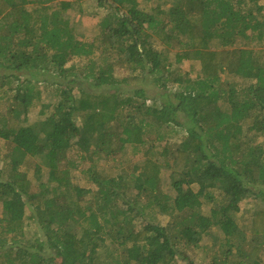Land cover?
<instances>
[{
    "label": "trees",
    "instance_id": "1",
    "mask_svg": "<svg viewBox=\"0 0 264 264\" xmlns=\"http://www.w3.org/2000/svg\"><path fill=\"white\" fill-rule=\"evenodd\" d=\"M54 1L0 0V79L17 102L14 123L0 125L10 146L0 264H201L191 250L206 236L214 247L202 264H264V204L250 234L236 219L247 197L264 203V0H100L107 13L92 41L67 13L80 0ZM88 56L80 72L74 59ZM185 60L200 62L199 76ZM42 85L56 99L42 113L53 110L25 124ZM165 126L184 134L172 140ZM76 135L96 207L73 179ZM130 145L144 159L124 168ZM31 159L33 176L20 168ZM31 224L44 238L29 236Z\"/></svg>",
    "mask_w": 264,
    "mask_h": 264
},
{
    "label": "rangeland",
    "instance_id": "2",
    "mask_svg": "<svg viewBox=\"0 0 264 264\" xmlns=\"http://www.w3.org/2000/svg\"><path fill=\"white\" fill-rule=\"evenodd\" d=\"M60 0H55L54 2H57ZM75 1V0H72ZM100 0H80L77 4H80L72 7L67 10V13L71 16L73 20H75V23L78 22L79 32L83 34V38L85 40L92 41L96 37V35L99 33L100 29V21L103 17H105L107 13V9L99 5ZM264 2V1H263ZM156 4V2L153 0L148 5L144 7H149ZM144 5V4H143ZM30 6V5H29ZM90 57H76L74 59V63L77 66V69L81 70L85 68L86 64L88 63V60ZM73 64L71 61L69 65ZM115 69V74L118 76H126L129 71L126 68V65H120L118 64ZM181 67L183 71H189L192 77H197L200 75V62L199 61H190L185 60L183 63H181ZM0 73L3 74L4 70L0 67ZM240 78L236 75H232L231 80H239ZM80 80H85V77L81 76ZM90 81H85V83L89 84ZM15 84H17V81H14ZM3 84V85H1ZM77 84V83H76ZM13 83L9 82L7 79H0V125L3 121H8L10 124H13L14 121L12 119V112L10 110V106L13 103H17L14 101V95L16 93V90L13 89ZM43 90L40 97H36L34 104H32L29 108V110L25 113L21 114V118L18 119L21 122L25 124H33L37 125L40 120L46 117L47 112L50 114V112L53 110V106L48 109V111L45 113H42V111L45 109L43 107V104L55 102V97L52 95L51 87H48L46 85H42ZM77 92V89H75ZM22 110V105L19 106ZM83 120L82 117L78 115L77 117V124L82 125ZM166 130L169 131L170 138L175 141H179L184 134V131L180 129V127H171V126H165ZM77 139H79V136L76 135L74 137V141L72 144V147L68 151V155L71 159L76 160L80 163L79 168H73V179L76 183L89 187L92 189L91 192H88L85 194V197L82 198V201L84 204H92L96 207V197H95V184H93L87 177L86 173L84 172V169L87 168L89 165V159L88 160H82L81 159V148L78 146ZM6 140L3 137H0V168L3 167L4 161L7 162V160H3L6 153H8L10 146L6 144ZM161 149V143H159V146L157 147V150ZM158 154V151H157ZM144 159V154L142 152L136 153L132 145H130L127 149L126 154H124L120 161L124 162V168H128L131 164L134 162H142ZM34 160L31 159L26 164H23L20 168L21 170H27L30 176H33L34 174ZM103 163V162H102ZM111 163H115L114 160L111 161ZM44 174H43V180H46V172L47 169L43 168ZM169 170L165 169L164 173V180H163V187L166 191L173 194L175 192V189L172 187L171 179L169 177ZM133 193L135 194L136 191L134 190ZM131 193L132 195H134ZM217 196L219 197L218 191L215 192ZM147 198L142 197L140 199V202L146 201ZM204 201V210L206 213L210 211L212 203L208 202L207 200L203 199ZM264 203H262L261 198H255L253 196H249L246 199L242 201L243 210L238 212L236 214V219L240 225V227L244 230H246L249 234L251 231V225H252V217L254 211L262 206ZM2 214V203L0 202V216ZM169 217L165 214H162L160 211L158 214H155V220L165 224L168 221ZM29 222V220H27ZM36 226L31 224L28 227V234L30 237H33V234L36 235ZM216 234L218 236L222 235V232L218 229L216 231ZM36 236H40L39 238H44L43 232L39 230L38 234ZM37 242V241H36ZM203 246L191 250L192 255L194 256L195 260L197 262L205 263L206 261L209 262L210 260V253L213 250L214 247V241L212 237H207L204 239Z\"/></svg>",
    "mask_w": 264,
    "mask_h": 264
}]
</instances>
